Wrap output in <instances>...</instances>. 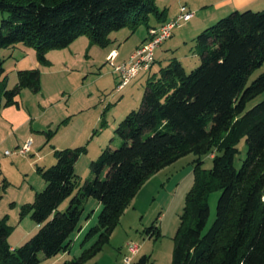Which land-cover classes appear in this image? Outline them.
I'll return each instance as SVG.
<instances>
[{"label": "trees", "instance_id": "16d2710c", "mask_svg": "<svg viewBox=\"0 0 264 264\" xmlns=\"http://www.w3.org/2000/svg\"><path fill=\"white\" fill-rule=\"evenodd\" d=\"M0 11L8 14L0 26V111L20 106L23 89L38 93L41 88L39 68L19 70L15 87L8 86L3 49L26 44L46 64L49 50L65 48L81 35L105 47L112 33L127 26L143 22L148 31L156 27L150 24L152 14L166 21L157 0H0ZM196 45L201 63L192 71L177 57L153 72L154 62L141 106L116 128L122 145L104 149L91 162L92 175L83 184L76 163L86 146L56 150L57 163L39 168L47 186L22 209L38 232L14 248L9 217L0 218V264H39L40 254L52 258L70 251L90 198L102 208L83 241L93 243L63 264L92 260L110 243L143 186L190 154L197 156L194 184L173 238L171 264H264V99L248 108L264 93V73L248 84L264 63V10L232 12L199 33ZM243 139L247 154L237 168ZM205 155L213 157L210 169L203 168ZM215 191L221 192L216 218L206 229ZM146 232L159 238L158 221ZM149 262L144 255L135 264Z\"/></svg>", "mask_w": 264, "mask_h": 264}, {"label": "rangeland", "instance_id": "374dc122", "mask_svg": "<svg viewBox=\"0 0 264 264\" xmlns=\"http://www.w3.org/2000/svg\"><path fill=\"white\" fill-rule=\"evenodd\" d=\"M220 1L157 0L161 11L167 8L165 20L178 15L183 5L198 14L195 20L176 26L172 37L162 44V50L158 53L167 54V58L181 57L187 71L196 69L201 63L196 37L202 31L197 32L192 22L208 18L213 19L211 26L217 23L221 18L216 17L230 6H221L219 11ZM7 17V13L0 11V26ZM149 20L150 24L159 22L154 14ZM147 33L146 23L141 22L136 28L127 26L112 33L111 42L105 47L94 44L87 35H81L65 48L49 50L46 64L38 61L34 47L23 43L1 51L10 88L17 84L19 70L39 68L41 71L40 91L36 93L25 88L20 95L22 107L31 115L27 125L19 130L16 125L5 123L0 111V218L9 217L12 227L9 242L14 248L23 245L38 232L31 215H22V209L34 202L36 193L46 188L47 183L39 168H49L57 163L56 150L87 147V152L76 163V173L83 184L92 175L91 162L97 160L108 146L116 149L122 145L116 128L132 110L141 106L149 73L141 72L122 91H118L120 76L114 72L109 56L113 49L123 56L129 55ZM120 62L121 58L116 60V63ZM161 63H164V59ZM157 64L159 66L160 62ZM262 73L264 63L252 73L248 84ZM263 99L264 93L251 101L248 108ZM28 144L29 150L22 153L21 150ZM238 147L240 153L235 164L240 168L247 154L245 139ZM196 159L194 154L187 155L154 175L126 210L110 243L85 264H126V257L130 256L129 245L133 244L141 248L132 264L144 255L150 256L148 264H171L173 238L179 227L186 195L194 184ZM202 159L204 169L213 166L212 155H205ZM220 193L215 191L210 195V218L206 229L211 227L216 218ZM69 203L70 199L64 201L60 210H66ZM85 208L81 224L85 225L87 215L91 214L89 226L79 236L78 233L74 235L70 251L52 258L40 254L39 264H63L79 257L92 245L93 241L85 245L83 241L89 228L97 225L102 208L94 198L87 201ZM156 220L161 234L157 239L149 237L146 232Z\"/></svg>", "mask_w": 264, "mask_h": 264}, {"label": "built area", "instance_id": "2783aa9c", "mask_svg": "<svg viewBox=\"0 0 264 264\" xmlns=\"http://www.w3.org/2000/svg\"><path fill=\"white\" fill-rule=\"evenodd\" d=\"M195 16V12L187 6L183 5L175 20L164 23L162 25L152 27L148 31V39L137 47L129 56V59L116 63L119 57L118 50H112L109 56V62L114 68V72L120 76L118 84V91H122L134 79H136L141 72L150 71L155 60L156 52L162 44L172 37L173 31L182 22L191 21ZM29 150V144L22 149V153ZM140 245H129L130 256L126 257V264H132L133 258L140 252Z\"/></svg>", "mask_w": 264, "mask_h": 264}, {"label": "crops", "instance_id": "0c3cea01", "mask_svg": "<svg viewBox=\"0 0 264 264\" xmlns=\"http://www.w3.org/2000/svg\"><path fill=\"white\" fill-rule=\"evenodd\" d=\"M262 2H259V0H232V1H227V0H221L220 1V5H219V11H221L222 8H220L221 6H224V5H230L229 7H227L225 10H222V12H220V14L218 15V17L216 18H223V16H227V14H231L232 12L236 11V10H240V11H243V10H248V9H252V10H261V8L264 7V0H261ZM258 6V7H257ZM160 8V7H159ZM258 8V9H257ZM167 8H165L164 10H166ZM201 13V11L199 12V14ZM197 15V16H196ZM178 15L172 17L171 18H168L166 19V21L164 23H168V22H172L173 20L176 19ZM198 17V14H195L194 18L191 20H195L196 18ZM207 20H203V19H200V21H194L192 22V24L195 26V28L197 29V32H201L203 30H205L206 28L210 27L212 22H213V19H208V18H205ZM215 20V19H214ZM218 20V19H217ZM163 24V22H157V23H151L152 26H159ZM148 38V33L146 35V37L144 38V40L142 42H139L135 45V48L133 49V51L138 47L140 46L144 41L145 39ZM18 47V46H16ZM114 50V49H113ZM159 50H162V46L157 50V53H156V60H155V64L152 68V71L154 72L155 69L157 68L158 64L157 62H160V64H165L167 63V61L169 59H171V57H166L167 54H160L158 53ZM132 51V52H133ZM131 52V53H132ZM131 53L129 55H126V56H123L120 54L119 52V57L117 60H119V58H121V61H126L129 59V56L131 55ZM178 59H180L181 57H178L176 56ZM164 59V63H161V61ZM181 62H182V59H180ZM159 67V66H158ZM151 71V72H152ZM145 73H149L150 75V71H147ZM2 117L4 118V120L6 121L5 123H11L13 125H16L17 129H21L24 125H27L29 122H30V119H31V115L26 112V110L22 107V103L20 104V106H10V107H6L4 108V110L2 109ZM134 202V201H133ZM100 205V204H99ZM89 224V221H87V223L85 225H82V231L80 233H78L77 236H79L82 232H84V228H88V225Z\"/></svg>", "mask_w": 264, "mask_h": 264}]
</instances>
